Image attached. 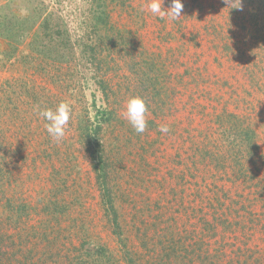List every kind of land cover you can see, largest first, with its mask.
Wrapping results in <instances>:
<instances>
[{
  "label": "rangeland",
  "instance_id": "1",
  "mask_svg": "<svg viewBox=\"0 0 264 264\" xmlns=\"http://www.w3.org/2000/svg\"><path fill=\"white\" fill-rule=\"evenodd\" d=\"M22 2H46L78 43L55 64L33 36L11 61L0 40V264H264V0H181L175 21L123 0L107 31L89 20L93 0ZM131 96L147 104L143 134L123 115ZM61 101L72 117L57 143L38 107Z\"/></svg>",
  "mask_w": 264,
  "mask_h": 264
},
{
  "label": "trees",
  "instance_id": "2",
  "mask_svg": "<svg viewBox=\"0 0 264 264\" xmlns=\"http://www.w3.org/2000/svg\"><path fill=\"white\" fill-rule=\"evenodd\" d=\"M123 0H93L91 9L89 11V20L93 24L94 29H104L107 31L110 27V6L109 3H121ZM19 3V5H17ZM63 17L56 12L50 11L49 5L43 2H36L35 5L31 3H23L22 0H9L0 5V40L8 43L9 48L3 53V57L11 61L19 52V48L23 43H26L30 37H34L30 43L31 52L43 57V59H50L54 63H69L75 58L76 47L78 42H73L70 31L67 25H64ZM255 28L258 29L257 24L253 22ZM262 28V23H261ZM34 34V35H33ZM81 53L84 57L91 61L98 62L99 54L93 46L79 43ZM97 45V44H96ZM96 53V54H95ZM249 138V134H246ZM88 147L90 151L91 162L94 166L98 188L100 190L101 205L106 216L111 220L114 229L119 230L121 225L119 222V215L115 208V199L110 186L109 176L107 172V165L103 159L102 154L96 150L97 143L96 136H89ZM88 137V138H89ZM251 139H248L247 147L251 150V155L258 149L259 146L255 144L252 147ZM95 147V148H94ZM179 210L177 209L176 212ZM119 234V233H118ZM252 234H257V231H252ZM99 253V252H98ZM79 257H76L77 259ZM102 263L108 264L109 255L103 256ZM80 264H87L80 261Z\"/></svg>",
  "mask_w": 264,
  "mask_h": 264
},
{
  "label": "clouds",
  "instance_id": "3",
  "mask_svg": "<svg viewBox=\"0 0 264 264\" xmlns=\"http://www.w3.org/2000/svg\"><path fill=\"white\" fill-rule=\"evenodd\" d=\"M240 4V0H239ZM164 0H149L147 8L150 13L159 18L167 17L170 20H179L183 11L181 0H171L169 7L165 8ZM240 7V6H239ZM238 7V8H239ZM148 111L145 100L140 96H131L127 98L124 107V118L137 134H143L147 127L146 113ZM38 114L43 118L45 129L48 136L55 142H61L68 130L69 122L72 117V108L68 102L61 101L52 108L38 107ZM158 131L162 134L170 132L168 125L163 124Z\"/></svg>",
  "mask_w": 264,
  "mask_h": 264
}]
</instances>
